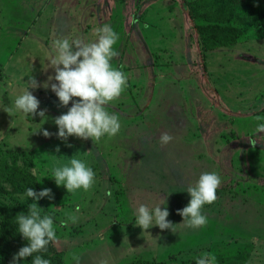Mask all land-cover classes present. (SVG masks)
<instances>
[{"label": "rangeland", "instance_id": "obj_1", "mask_svg": "<svg viewBox=\"0 0 264 264\" xmlns=\"http://www.w3.org/2000/svg\"><path fill=\"white\" fill-rule=\"evenodd\" d=\"M185 1L0 0V149L28 151L38 192L51 189L52 199L35 203L54 220L61 264H76L74 257L80 264H195L204 252L216 264H264V133L257 132L264 123V38L248 26L235 44L202 54ZM236 8L257 18L264 0H239ZM106 23L119 35L112 64L127 76L125 91L108 106L121 124L115 137L58 139L54 118L71 102L60 107L50 88L29 89L37 111L46 109L45 121L3 110L31 76L43 84L55 75L48 67L54 39L92 41ZM162 131L174 137L166 147L158 141ZM72 156L95 173L88 191L67 193L52 178V168ZM203 172H216L222 183L216 201L202 208L207 224L186 228L177 210ZM8 200L0 196L1 204ZM140 203L163 204L175 232L142 231L135 224Z\"/></svg>", "mask_w": 264, "mask_h": 264}, {"label": "clouds", "instance_id": "obj_2", "mask_svg": "<svg viewBox=\"0 0 264 264\" xmlns=\"http://www.w3.org/2000/svg\"><path fill=\"white\" fill-rule=\"evenodd\" d=\"M95 39L86 42L82 37H75L71 40L61 36L52 42L53 54L51 55L48 67L54 70L55 75L49 76L43 84H39L34 77H30L23 92L16 96L11 107L3 110L9 115L20 112L27 117L39 116L46 119L45 110H40V101L29 89L43 87L56 95L60 107H71L67 112L54 118V124L58 131L56 137L67 141L70 136L92 141H99L105 135L108 138L115 137L121 128L117 114L108 111L111 102L117 100L127 87L126 74L112 64V60L118 56L115 50L119 35L109 24L94 29ZM55 83H51V81ZM78 98V99H76ZM259 120L260 117H257ZM258 133H264V123L258 124ZM45 138L53 135L47 130L41 133ZM174 140L169 131H162L158 141L161 147H166ZM255 146V141H250ZM70 146V145H69ZM59 152V148H56ZM36 175V169H32ZM52 178L59 187L63 185L67 193L77 190L88 191L95 183V173L83 160L72 156L68 163L58 164L52 168ZM221 177L216 172H203L194 184H189L186 192L190 196L188 204L177 214L182 219L186 228H200L207 224V216L203 214L204 205H211L217 199V189L221 186ZM111 195L109 191L106 193ZM25 196L31 198L33 203L28 205L27 215L19 213L15 217L18 225L17 231L23 239L27 240L26 246L21 247L14 254L11 264L17 261L33 257L32 264H51L49 259L43 258L37 253L47 252L50 242L57 239L54 228V220L49 215H42V209L35 201L47 197L52 199V192L49 188L36 192L31 188L25 190ZM166 203V198H164ZM163 204H157L150 208L147 204L140 203L136 208L135 224L142 231L157 226L160 230H171L175 232V225L167 219L169 211ZM79 211V208L76 209ZM72 223H76L78 217H69ZM61 227H68L66 221H61ZM76 264H80L79 258H73ZM99 264H108L107 259L101 260ZM195 264H216V256L210 252L201 253L195 259Z\"/></svg>", "mask_w": 264, "mask_h": 264}, {"label": "trees", "instance_id": "obj_3", "mask_svg": "<svg viewBox=\"0 0 264 264\" xmlns=\"http://www.w3.org/2000/svg\"><path fill=\"white\" fill-rule=\"evenodd\" d=\"M239 0H186L187 15L193 22L196 41L200 52L235 44L248 26L254 27V35L264 38V9L257 18L237 10ZM33 161L26 150L0 149V196L8 195L9 200L0 203V264H11L18 250L26 246L28 241L17 231L15 217L19 213L27 215L29 203L15 198L25 195L31 188L38 192L39 184L36 175L32 174ZM42 215H45L42 211ZM51 264H61L63 252L50 242L45 253H37ZM33 257L17 261V264H32ZM126 264H170L163 260H136Z\"/></svg>", "mask_w": 264, "mask_h": 264}]
</instances>
